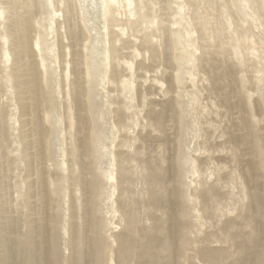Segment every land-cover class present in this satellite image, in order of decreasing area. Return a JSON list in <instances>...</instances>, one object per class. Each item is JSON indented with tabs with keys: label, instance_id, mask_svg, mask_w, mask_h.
Returning <instances> with one entry per match:
<instances>
[{
	"label": "bare ground",
	"instance_id": "bare-ground-1",
	"mask_svg": "<svg viewBox=\"0 0 264 264\" xmlns=\"http://www.w3.org/2000/svg\"><path fill=\"white\" fill-rule=\"evenodd\" d=\"M83 2L0 0V174L17 200L0 196V264H264V188L240 219L226 184L186 196L183 161L162 158L185 131L179 100L185 74L195 72L223 115L238 111L225 133L263 167L242 71L253 80L264 67V41L258 53L251 46L259 60L250 51L255 27L264 35V0H101L98 32ZM106 118L120 135L108 154ZM140 118L145 132L129 137ZM107 155L115 175L100 166ZM114 180L117 233L102 217L103 186Z\"/></svg>",
	"mask_w": 264,
	"mask_h": 264
},
{
	"label": "rangeland",
	"instance_id": "rangeland-1",
	"mask_svg": "<svg viewBox=\"0 0 264 264\" xmlns=\"http://www.w3.org/2000/svg\"><path fill=\"white\" fill-rule=\"evenodd\" d=\"M100 2L101 0H86V1L84 0L83 2V6L86 11V16L89 21L88 25L93 27L96 30V32H98L101 28L99 24ZM120 2L121 1H118V4ZM122 3L123 2H121V4H119V8H117L120 13L126 12L127 10V8L122 7ZM164 11L166 10L164 9L163 12ZM163 12L161 15L162 18L165 17L166 19L167 17H169L168 10L167 12H164L165 14L168 13L167 16L165 15L163 17L164 15ZM177 16L175 15V18L177 17L180 20L181 16L179 15ZM182 21L181 23H184V20ZM242 25L244 28L247 27L249 24L245 22L242 23ZM176 26L177 25H172L173 28L181 27L182 25L180 26L179 24L177 27ZM254 30L256 31H254L255 32L254 38H252L251 41L255 40L256 42L255 41L251 42L250 48L252 46V48H254V51L256 52L257 50L258 53L257 42L259 39H261L259 40V42L264 41V35L262 31L258 29V27H255ZM257 31L259 32L260 36ZM153 39L158 40L157 38H153ZM254 45L256 46V48L253 47ZM190 47L187 48L188 52L192 51L194 54L196 52L195 55L199 53V51L192 50L193 48ZM250 51L253 52V49ZM257 53L254 54L253 52L254 59L256 58L255 55H257ZM259 59L260 57L256 58V60ZM184 67L187 69L186 70L187 73L193 72L190 71L192 67L190 62L188 63L185 62ZM242 72H243L242 77L244 80L243 90L246 93H248L251 97V101H250L252 108L251 111L253 116L257 119V123H255L254 127L258 130L257 138H258V145L260 147V151L262 154L261 161L263 163V167L257 168L256 158H254V156L251 155V152L248 150V148L245 145H242L238 141L231 140L230 135L225 133V130L230 129V127L232 126H235L236 123L234 122H236L237 120L238 111L234 109L229 111L227 114L223 115L224 114L223 110L220 109L219 106L218 107L215 106V104L217 105V103H215V101L212 99L209 100V98L207 97L206 91L204 90L205 87L207 86L206 84L207 82H205L204 77L200 73L198 74L196 73L195 75H193L195 72H193V74L189 76L188 74H185L184 76L185 78L183 82L184 89L179 100L182 101L180 102V107L184 115L183 119L185 122V131L180 133L178 143L177 141L176 142L174 141L175 139L173 138L174 136L171 137L169 141H173L172 143L174 144L168 141L167 144L168 149H166L162 153V158L165 166L166 164H168L169 160H170L169 163L172 160L174 161L175 156L176 157L179 156L180 160L183 161V165L181 167V180H180L181 182L179 184V187L184 195L188 196V194L189 195L191 194L190 192H193L194 190H199L202 186L215 188V185L218 186L219 183L224 185L226 184L227 190L225 189V191L228 194V201L231 199L230 202L233 203V206L237 207L236 209L238 210L236 211L237 213L236 212L235 213L239 216L240 219H243V217L247 213L248 206L251 202L252 197L254 196L255 189H257L258 185L260 189L264 188V67L260 68V73L254 72L255 78L253 80L249 78L246 72L244 71ZM162 88L163 90L165 89V87ZM133 105L136 111H138L139 114H141L142 116L145 112L144 111L145 109L142 110L141 108H137L136 106L137 103H135V101ZM220 110L223 113H221ZM140 120L141 122L138 123L139 125L137 124V125L129 126V130L131 129L130 131H128V136L130 135L129 137L139 138L141 132L142 134L143 132H145L144 127L142 125L143 124L146 125L147 121L143 118L142 119L140 118ZM170 123L171 122H169V126L167 123L168 130L169 128L172 129V126L173 128H176L175 124L173 125V123H171L172 124L171 125ZM102 126L104 133H106L105 137H107V139L105 138L103 142L105 145V151L107 154L110 152L112 153L115 151L114 147L117 144V141H119L120 135L115 133V130H112L113 128L111 129V126L109 125L107 118L102 123ZM64 127L65 125L59 122L58 124L59 132L57 133L56 136L57 140H59L58 142L59 149L57 150V156H56V161L58 164L59 163L61 164L66 159L65 157H63L64 156L63 151L65 149L66 137H67L64 132ZM174 130L176 131V129H172V131L169 130V132H172V134L175 135L177 132H174ZM62 132H64V134H62ZM111 137L115 139H112ZM169 146L172 148H170ZM173 150L175 151L174 155H173L174 152ZM146 154L147 152L144 151L141 158L145 159L146 157H148L146 156ZM147 155L149 156L152 155V152H150ZM251 163L254 165V169L251 168ZM109 165H111V162L109 155H107L102 159L100 166L104 171L107 172L110 171V173L112 172V174L115 175V170H114L115 168L112 166L113 164L111 166ZM166 170L168 171V177L172 178L170 173V168L168 167L166 168ZM9 180L10 178L9 179L6 178L4 173L0 174V186L3 189L2 192L0 193V196H2L1 197L2 201L4 202L7 201L8 204H10L11 201L10 205H12L16 203L17 200L14 198L15 193L12 194V190L10 189L11 181ZM114 183L116 186L115 180L111 181V183H104L102 190V196H103L102 217L103 220L105 219L104 221L107 224V227L112 228L113 231L116 229L114 232L117 233L119 231L118 229H120V231L122 230V224L119 223L120 221H118L119 219L117 218V216L120 218L119 212L114 210L116 206L115 199L117 198L118 195L116 193L117 191L114 190L113 192V189H116ZM170 184L172 185L173 183L171 182ZM138 189L136 191L139 192H137L135 195L137 196L139 195L138 198L142 199L143 189L140 186H138ZM112 200L114 201V204ZM228 201L227 203H229ZM231 203L227 205L229 207H232L230 206ZM111 208H113V211L116 213H114ZM112 213H114L113 220H112L113 217ZM235 213H233L232 215H234ZM254 215L256 216L255 210H254ZM107 219L110 223L113 222L115 224V222L117 221L118 222L115 224L116 226H111L113 224H110L107 221ZM0 223L2 224V222ZM249 223H250L249 227L252 229L256 225L253 221H249ZM205 229L208 230L206 226ZM261 236L262 234L261 232H259V237ZM17 260L19 261L20 259ZM18 261L16 262L17 264L19 263L22 264L21 261H19V263Z\"/></svg>",
	"mask_w": 264,
	"mask_h": 264
}]
</instances>
